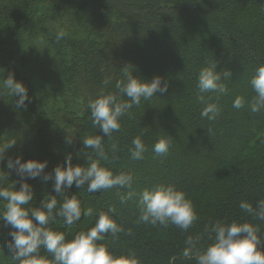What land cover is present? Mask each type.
I'll return each instance as SVG.
<instances>
[{
	"label": "trees",
	"instance_id": "16d2710c",
	"mask_svg": "<svg viewBox=\"0 0 264 264\" xmlns=\"http://www.w3.org/2000/svg\"><path fill=\"white\" fill-rule=\"evenodd\" d=\"M61 28L67 35L57 41ZM212 64L231 77L220 81L224 92L201 93L199 72ZM126 65L145 80L168 82L167 92L134 106L120 118V130L104 136L101 165L132 173V188L88 193L73 184L66 195L77 194L82 212L91 214L71 226L57 217L49 226L71 240L112 208L122 231L99 243L117 256L134 254L139 264H196L183 257L185 241L199 237L197 247L206 249L217 221L259 225L264 238V221L240 208L264 201V108L251 111L257 94L250 83L264 65V0H0V83L14 73L29 97L17 108L18 97L0 89V149L14 144L0 162V187H20L9 159L47 161L46 173L68 155L73 165H86L88 154L96 159L82 145L103 135L88 105L101 92L117 91ZM237 97L244 99L240 109L233 107ZM210 103L219 109L214 120L201 117ZM137 136L145 145L141 159L131 156ZM166 136L168 153L156 155L153 145ZM26 182L33 207L56 195L52 180ZM156 185L174 186L193 202L197 220L187 231L140 222V194ZM57 200L59 207L64 196ZM2 225L0 264H19L7 247L13 229ZM40 254L52 258L43 248Z\"/></svg>",
	"mask_w": 264,
	"mask_h": 264
},
{
	"label": "clouds",
	"instance_id": "9594fccd",
	"mask_svg": "<svg viewBox=\"0 0 264 264\" xmlns=\"http://www.w3.org/2000/svg\"><path fill=\"white\" fill-rule=\"evenodd\" d=\"M67 33L61 28L57 30V41L63 39ZM42 43V41H41ZM3 72V69H0ZM124 79L116 84V92H101L97 98L89 102L92 123L99 128L103 135L89 136L82 140L83 149H91L96 159H91L90 154L86 165H73L72 157L68 155L63 164L57 165L51 173H46L47 161L29 159L22 162V157L9 159L7 168L15 170L21 178L19 190L16 183L8 187H0V201H3V211H0V221L3 227L13 229L9 232L11 240L7 247L11 257L19 264H139L134 254L117 256L112 253L107 245L99 243L106 234L115 236L122 231L116 222L114 209L101 211L96 223L88 230L79 231L71 240L66 239L62 231L54 230L49 225L57 217L63 219L65 225L71 226L89 212H82V201L77 194L66 195V189L84 188L88 193H97L115 187L131 189L134 177L130 172L114 173L101 165L100 161L107 159L103 146L104 136L111 137L113 132L121 128L120 118L126 115L134 106H139L142 101H149L157 93L168 90V82L161 76H154L145 80L133 74L132 66L123 68ZM230 78L229 70L217 71V64L203 68L198 76V88L201 93L224 92L225 87L220 81ZM107 83V81H105ZM256 98L251 105L252 112H259L264 108V65L256 69L250 81ZM0 89L16 99V107L22 108L28 101V89L15 79L14 73H9L0 83ZM121 97H127V100ZM203 99V97H201ZM233 107H244V99L237 97ZM219 109L216 104H208L201 112V117L215 119ZM142 135V134H141ZM71 143L72 139L67 138ZM172 137L166 136L153 145L156 155H165L169 151ZM134 150H131L133 159H141L145 152V145L137 136L133 139ZM14 144L0 149V162L3 161L4 152ZM87 154V153H86ZM41 178L45 182L53 181V191L56 195H48L39 207H33V186L27 179ZM0 179L3 176L0 175ZM131 195V194H130ZM57 196H64L63 203L58 205ZM141 206L140 222L167 227L169 223L187 231L197 220L193 202L187 198L186 193L177 190L171 185H156L145 189L139 197ZM32 205L31 207H26ZM240 208L254 214L260 221H264V201H258L254 209L246 202H241ZM207 231V229H206ZM214 235L209 236L212 241L206 249L197 247L199 237L193 239L189 236L185 241L186 247L183 257L194 258L196 264H264V238L261 228L249 222L231 223L217 221L210 229ZM43 248L51 254V259L40 254Z\"/></svg>",
	"mask_w": 264,
	"mask_h": 264
}]
</instances>
